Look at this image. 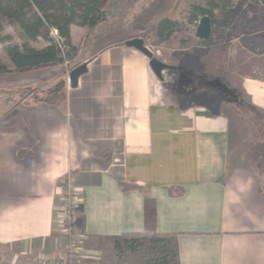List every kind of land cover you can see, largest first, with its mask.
I'll list each match as a JSON object with an SVG mask.
<instances>
[{
    "label": "crops",
    "instance_id": "1",
    "mask_svg": "<svg viewBox=\"0 0 264 264\" xmlns=\"http://www.w3.org/2000/svg\"><path fill=\"white\" fill-rule=\"evenodd\" d=\"M103 24L70 25L68 50L83 54L87 72L55 100L64 64L14 71L5 58L0 264L65 254L55 213L67 177L82 196L80 264H133L110 239L128 233L174 235L179 264H264V176L238 150V128L222 105L187 89L190 77L165 85L123 37L97 36ZM36 40L44 44L31 47L47 45ZM243 41L247 56L257 48L264 63V42ZM239 79L238 90L264 110V69Z\"/></svg>",
    "mask_w": 264,
    "mask_h": 264
},
{
    "label": "rangeland",
    "instance_id": "2",
    "mask_svg": "<svg viewBox=\"0 0 264 264\" xmlns=\"http://www.w3.org/2000/svg\"><path fill=\"white\" fill-rule=\"evenodd\" d=\"M199 1L108 0L104 6L103 18L100 21L104 23L103 26L106 30L103 28L97 30L96 32L99 33L97 36L101 37L106 32L109 35H104L110 38L118 35L123 37L122 43L128 39L142 38L155 57L166 64L177 66V70L171 69L162 72V77L165 80L164 84L171 83L170 85L175 86L177 79L178 82H184L183 79L186 80L185 76L190 77L192 84L187 89L202 91L203 94L207 95V103H210L215 109L218 106H223L222 110L228 114L232 128H238L239 133L236 137L237 140H240L238 150L244 147L247 150L253 138H263V132H257L255 129L256 125L253 123L256 122L254 118L257 119V116L252 111L245 95L238 90V88H241L239 77L241 73L245 72L260 73V70L264 69V63L260 61L263 57L256 53L258 51L256 47L252 52L255 55L247 56V52L242 49L240 44L243 40L246 42L251 38H257L260 42H264V21L261 19V8H264V6L256 0H232L231 13L228 19L223 20L219 26H212L213 33L211 37L201 41L195 35L199 21L191 24L187 22L191 5ZM145 8L154 12L153 15L145 16L147 20L142 18L144 13L140 15ZM163 16L179 20L183 24L182 30L174 33L166 42H159L154 37L152 30L145 35L140 32L139 27L151 26V19L148 17L159 19ZM51 36L53 37L52 34ZM240 36L241 39L237 41L236 38ZM103 39H106L105 36H103ZM84 40L82 39V41ZM10 42L21 44L23 39L17 31L6 28L0 34V64L6 65L5 58L7 56L3 48L5 44ZM31 43L36 47L44 44L41 40H35ZM263 44L261 46L264 47ZM29 45L31 46L30 41ZM58 48L60 49L59 46ZM60 52L63 56L68 53L66 49H64V53L61 49ZM82 56L83 54L76 55L73 59L64 61L66 77L54 81V87L61 80H65V88L66 86L71 87L70 72L76 66L84 63ZM184 68L186 69L184 70ZM181 70L185 71L184 74ZM177 88H180V93L184 91L181 87ZM5 97V89H0V99H5ZM240 153L244 154V152ZM250 164L254 166L259 174L262 173L264 176V170L258 167L255 161L251 160ZM66 183L72 184L76 188L68 177L62 181L61 185L65 186ZM75 192L76 197L82 199L80 190L77 189ZM59 202L58 194L57 206ZM80 204L81 202H78L76 206L71 208L74 227ZM127 255L130 257L132 255L131 259L128 260H133V264H144L145 262L143 251H137L133 254L128 253Z\"/></svg>",
    "mask_w": 264,
    "mask_h": 264
},
{
    "label": "trees",
    "instance_id": "3",
    "mask_svg": "<svg viewBox=\"0 0 264 264\" xmlns=\"http://www.w3.org/2000/svg\"><path fill=\"white\" fill-rule=\"evenodd\" d=\"M108 0H0V34L6 28L17 31L23 39L21 44L10 42L4 45V51L10 61L12 70L28 71L42 67L63 64L65 60L76 57L77 52L69 51L70 25L77 24L88 28L95 27L103 18L104 6ZM264 6V0H256ZM153 4V2H152ZM232 8V0H200L191 5L187 22L197 23L201 17L208 16L212 26H219L228 19ZM142 18L153 15L152 10L145 8ZM151 19V26L139 27L145 35L153 31L159 42H166L174 33L182 30L183 24L175 18L163 16ZM261 19L264 21V8H261ZM147 20V19H146ZM56 29L63 39L67 55L63 56L51 36ZM211 31V35H212ZM211 37V36H210ZM41 38L47 45L41 49L33 48L29 41ZM203 41V40H201ZM7 65L0 64V72L9 71ZM65 88V80L55 84L50 99L55 100L54 93ZM250 104V103H249ZM251 105V104H250ZM257 116L255 129L263 132V138H253L246 150V155L264 170V110L252 106ZM253 121V120H252ZM249 140V139H248ZM181 191V189H179ZM179 191V192H180ZM119 254L143 251L144 264H179L176 237L171 234L128 233L110 237Z\"/></svg>",
    "mask_w": 264,
    "mask_h": 264
},
{
    "label": "built area",
    "instance_id": "4",
    "mask_svg": "<svg viewBox=\"0 0 264 264\" xmlns=\"http://www.w3.org/2000/svg\"><path fill=\"white\" fill-rule=\"evenodd\" d=\"M51 34L55 38L56 44L64 53L65 46L62 38L58 36L57 30L52 29ZM77 189L72 184L59 187V204L55 213V221L60 231L66 239V251L63 256L57 258H46L45 256H37L34 264H80V258L83 255V249L79 235L74 227V218L72 217L71 208L76 206L82 199L76 197Z\"/></svg>",
    "mask_w": 264,
    "mask_h": 264
},
{
    "label": "water",
    "instance_id": "5",
    "mask_svg": "<svg viewBox=\"0 0 264 264\" xmlns=\"http://www.w3.org/2000/svg\"><path fill=\"white\" fill-rule=\"evenodd\" d=\"M212 23L208 16L200 18L198 25L195 30V35L200 40H206L211 36ZM124 45L129 48H134L149 59V66L152 72L161 80L162 72L169 69H175L174 66L164 63L157 57H155L152 51L146 46L142 38H132L124 42ZM87 63L84 62L81 65L76 66L70 72V86L76 87L80 76L87 72Z\"/></svg>",
    "mask_w": 264,
    "mask_h": 264
}]
</instances>
